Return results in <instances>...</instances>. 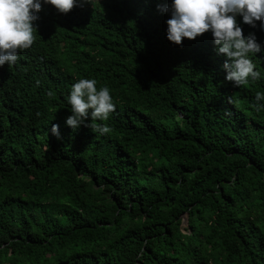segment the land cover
Returning a JSON list of instances; mask_svg holds the SVG:
<instances>
[{
    "label": "trees",
    "instance_id": "16d2710c",
    "mask_svg": "<svg viewBox=\"0 0 264 264\" xmlns=\"http://www.w3.org/2000/svg\"><path fill=\"white\" fill-rule=\"evenodd\" d=\"M170 3L42 5L0 66V264H264V77L227 81L210 31L169 42ZM81 78L110 89L107 134L65 123Z\"/></svg>",
    "mask_w": 264,
    "mask_h": 264
},
{
    "label": "clouds",
    "instance_id": "9594fccd",
    "mask_svg": "<svg viewBox=\"0 0 264 264\" xmlns=\"http://www.w3.org/2000/svg\"><path fill=\"white\" fill-rule=\"evenodd\" d=\"M91 0H0V66L6 62L9 66L18 60L21 50L30 48L37 30L35 22L42 5H52L62 14H67L74 7H84ZM159 11L167 12L170 18L165 21L166 38L175 45L182 40H193L211 32L215 51L223 54L225 61L222 68L225 79L239 87L251 81H258L264 73L257 69L252 57L264 51V46L254 33L243 34L238 17L242 22L264 31V0H171L168 5H157ZM95 78H81L70 88L66 102L71 115L65 123L73 132L85 126L95 133L104 135L110 132L106 124L115 111L116 105L106 86L97 87ZM229 102L231 97L228 98ZM253 107L256 111L264 108V92H257ZM59 126L53 124L51 133L59 137Z\"/></svg>",
    "mask_w": 264,
    "mask_h": 264
}]
</instances>
